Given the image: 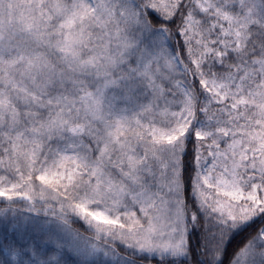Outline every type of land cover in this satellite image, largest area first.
Listing matches in <instances>:
<instances>
[{"label": "snow or ice", "instance_id": "snow-or-ice-1", "mask_svg": "<svg viewBox=\"0 0 264 264\" xmlns=\"http://www.w3.org/2000/svg\"><path fill=\"white\" fill-rule=\"evenodd\" d=\"M0 264H264V0H0Z\"/></svg>", "mask_w": 264, "mask_h": 264}]
</instances>
